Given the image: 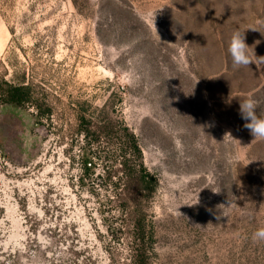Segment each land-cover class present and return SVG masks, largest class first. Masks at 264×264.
Returning a JSON list of instances; mask_svg holds the SVG:
<instances>
[{"label":"rangeland","instance_id":"rangeland-1","mask_svg":"<svg viewBox=\"0 0 264 264\" xmlns=\"http://www.w3.org/2000/svg\"><path fill=\"white\" fill-rule=\"evenodd\" d=\"M236 29L264 60V0H0V264H132L135 245L149 264H264V139L239 113L264 114V64L233 65ZM120 123L150 195L122 174Z\"/></svg>","mask_w":264,"mask_h":264},{"label":"trees","instance_id":"trees-1","mask_svg":"<svg viewBox=\"0 0 264 264\" xmlns=\"http://www.w3.org/2000/svg\"><path fill=\"white\" fill-rule=\"evenodd\" d=\"M1 93L3 94L2 96L5 101L21 105L29 99V86L5 82V86ZM115 130L116 136L119 139V149L121 151V155L119 156L122 174L128 176L130 180L133 179V181L137 183L138 188L144 192L145 195H150L157 184V180L142 163L141 148L138 144L136 136L125 124L122 123H120L119 128ZM109 131L110 128H107L106 132ZM93 156H96V152L90 157L86 156L84 160V167L86 171L91 169L96 164V162L93 161ZM141 219L142 218L138 219V224L135 227V239H137L140 243L145 242V226ZM135 248L132 264H149L146 261L143 246L135 245Z\"/></svg>","mask_w":264,"mask_h":264},{"label":"clouds","instance_id":"clouds-1","mask_svg":"<svg viewBox=\"0 0 264 264\" xmlns=\"http://www.w3.org/2000/svg\"><path fill=\"white\" fill-rule=\"evenodd\" d=\"M229 55L234 66H249L253 62V49L250 52V46L245 43L244 30H234L230 36L228 49ZM260 63L264 60L255 57ZM257 102L248 97L239 102V113L241 118L246 121L245 127L251 131L253 137L264 139V114H257ZM254 241H264V227L257 228L252 234Z\"/></svg>","mask_w":264,"mask_h":264}]
</instances>
